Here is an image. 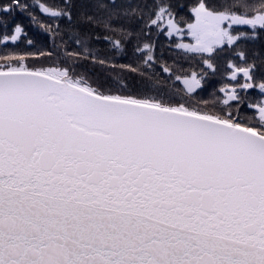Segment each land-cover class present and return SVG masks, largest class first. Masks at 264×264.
Instances as JSON below:
<instances>
[{
	"label": "snow or ice",
	"instance_id": "1",
	"mask_svg": "<svg viewBox=\"0 0 264 264\" xmlns=\"http://www.w3.org/2000/svg\"><path fill=\"white\" fill-rule=\"evenodd\" d=\"M0 49V264H264V0H0Z\"/></svg>",
	"mask_w": 264,
	"mask_h": 264
},
{
	"label": "trees",
	"instance_id": "2",
	"mask_svg": "<svg viewBox=\"0 0 264 264\" xmlns=\"http://www.w3.org/2000/svg\"><path fill=\"white\" fill-rule=\"evenodd\" d=\"M49 2H59V0H49ZM78 2V0H77ZM36 15L39 17V23L40 24H47L52 23L51 20L47 18V16L43 13H41L39 10L36 11ZM17 19L22 23L25 32H27V36H22L20 40L17 42H13L9 44V48L19 54H25V53H35L37 48L42 49L44 52L52 51L51 47V38L48 33L43 31L41 27H39L37 24H34L31 21V18L27 15L20 14L18 15ZM28 40H32L33 44L29 45L27 43ZM161 41L166 42L167 38L161 36ZM3 54V49H0V55ZM165 60H167L169 63H171V57L167 54V51L165 52ZM129 60L127 57H117L116 59L110 61L111 65H120V64H126ZM186 68L188 67L187 64L184 65ZM97 72L101 73H112L111 67L107 69L97 68ZM218 88L220 87V83L218 81H209L208 85L206 86L207 91H211L212 88ZM206 94V93H205Z\"/></svg>",
	"mask_w": 264,
	"mask_h": 264
}]
</instances>
